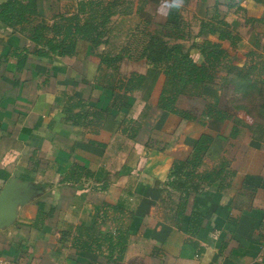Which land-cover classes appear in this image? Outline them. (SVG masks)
Here are the masks:
<instances>
[{
	"label": "crops",
	"instance_id": "obj_1",
	"mask_svg": "<svg viewBox=\"0 0 264 264\" xmlns=\"http://www.w3.org/2000/svg\"><path fill=\"white\" fill-rule=\"evenodd\" d=\"M79 1L87 0H37V10L54 19L76 12ZM147 2L120 0L119 4H129L128 14L112 15L107 43L97 54H118L122 47L118 44L133 39V28L144 23L141 15L148 17L149 29L182 15L180 1L176 9L171 8V0ZM246 3L250 14L264 16L263 6ZM225 20L235 32L234 20ZM248 46L241 36L238 49ZM24 47L31 51L33 44L0 22V187L12 179L14 192L22 186L23 196H30L15 205L14 216L0 226V258L12 264H106L105 244L103 255L72 245L76 227L96 223L97 230H114L121 223L117 219L131 218L124 257L115 264H264V188L253 190V181L244 186L246 175L264 179V139L256 138L243 122L233 136V122H200L204 98L219 97L214 81L204 88L203 98L177 100V107L194 120L156 107L164 80L161 74L148 101L130 93L129 108L113 110L105 121L89 116L72 124L65 111L73 103L68 97L83 100L86 110H106L112 98L108 79L116 70L101 63L97 55H89L82 43L76 57L41 59L28 54L23 62ZM128 56L129 52L118 63L120 68L128 66L117 77L147 71L143 61L130 62ZM200 101L204 105L199 106ZM202 133L213 139L198 171L222 170V178L202 182L198 193L190 192L180 212L182 195L167 182L173 161L187 159L192 141ZM156 140L160 146L152 144ZM221 162L227 166H218ZM73 166L86 167L91 174L75 175ZM119 201L122 211L104 213V203ZM194 201L207 207L195 236L188 232ZM38 202L44 205L43 216L34 225Z\"/></svg>",
	"mask_w": 264,
	"mask_h": 264
},
{
	"label": "trees",
	"instance_id": "obj_2",
	"mask_svg": "<svg viewBox=\"0 0 264 264\" xmlns=\"http://www.w3.org/2000/svg\"><path fill=\"white\" fill-rule=\"evenodd\" d=\"M181 1L184 3L186 0ZM250 2L264 7V0H250ZM119 3L120 0L79 1L76 12L48 19L38 12L37 0H4L0 3V22L7 27L20 31L33 44L31 51L24 47L23 62L28 54L41 59L76 57L78 45L80 46L82 43L88 48L89 55H97L101 63L115 70L119 68L118 63L124 59L127 52L130 53L129 60L143 61L148 66L145 73L131 71L127 75L120 74L117 78L115 74L110 76L108 89L112 93V98L106 110H86L83 100H76L69 96L68 99H73V103L69 104L65 111L72 124H78L89 116L105 121L113 110L120 111L122 108H129L131 103L128 101V95L135 91L140 92L143 101H148L161 74L164 76V80L156 107L163 112L194 120L192 115L177 107V100L183 96L204 97V88L207 83L216 79L219 66L229 56V48L234 50L241 46L240 34L235 33L231 24L224 18H217V14L214 13L210 14V8L207 7L204 11L201 10L199 31L192 37L189 45L185 44L190 35L189 31H185L184 24L186 23L181 18L175 19L174 16L152 29L147 27L150 22L144 20L141 26L136 27V32H138L136 36H133L131 42L127 43L129 45L121 48L122 50L118 54L111 57L97 54L98 48L107 43L108 24L112 15L118 13L114 9L120 5ZM214 10L219 12L217 7H214ZM247 19L264 23V16L260 18L248 17ZM225 43H228L229 48L224 45ZM262 48L264 49V46ZM194 51L199 54V61L194 59ZM248 56H250L249 63L246 64L245 62L243 66H236L233 63L231 65L228 62L227 66L229 67L224 78L229 76L230 78L227 80L235 85L238 91L254 89L258 93H262L264 91L263 54L251 49L246 52V57ZM259 58L261 62L256 61ZM19 59L21 60V57ZM258 63H262V66L259 67L260 64ZM74 107H79V110L73 112ZM231 117L226 110L218 105L217 98H214L204 105L200 122L203 125L207 120L221 123ZM237 119L238 121L234 120L236 123L232 128V136L237 133V125L239 124L237 122L240 121L256 138L262 139L264 121L258 122L257 130H254L252 124L244 123L240 118ZM128 122L135 121L129 119ZM119 123L123 131L127 132L128 126H122V120ZM131 130L133 133L132 126ZM212 139L210 134L202 133L192 141V151L187 159L173 161L172 172L170 173L171 180L167 182V185L182 195L183 201L180 204L182 206L180 212L184 210L190 192L198 193L202 182L210 184L222 178V170L198 171V168L203 166V158L209 150ZM218 166L227 165L226 162H221ZM73 168L72 173L75 175L82 171L87 175L91 174L86 167L73 166ZM227 174L232 176L234 172L227 171ZM252 181L254 182L252 184L253 190L259 187L264 188V179L259 176L246 175L244 186L251 184ZM37 205L38 212L32 222L34 225L43 216V203L38 202ZM102 207L104 213L107 209L122 211L123 202L119 201L114 205L104 203ZM206 212L207 207L197 201L193 202L188 232L196 235ZM131 220L129 218L125 222L123 219H117V222L121 223L114 230L108 228L97 230L96 223L86 227L77 226V235L72 241V245L82 251L102 254V245L105 244L107 253L102 255L107 258L106 264L118 263L123 259L128 245ZM113 221L116 222V220ZM77 264H97V262L90 261Z\"/></svg>",
	"mask_w": 264,
	"mask_h": 264
},
{
	"label": "rangeland",
	"instance_id": "obj_3",
	"mask_svg": "<svg viewBox=\"0 0 264 264\" xmlns=\"http://www.w3.org/2000/svg\"><path fill=\"white\" fill-rule=\"evenodd\" d=\"M106 2L107 0H103ZM181 4H183L182 8V15L179 17V19H183V21L186 23L184 24L185 31H189V36L186 41V45H189L191 43L192 37L198 33L199 31V16L201 17V10L204 11L205 9L210 8V14L214 13L217 14V18H224L226 19L228 17V20H234L235 22V33L240 34V36H243L247 40L248 43V48H241V49H230L229 51V56L223 60L221 65L218 68L217 72V77L214 80L216 86L215 88L217 89V93L219 94V97H217L218 100V105L226 110L232 117L227 119L228 122H233L236 123L235 121L240 118L242 120H248L252 122V127L255 130L257 128V123L264 121V91L262 93H258L254 89H247L245 91H238L236 86L230 83L227 79L230 77L227 76V78H224V76L227 73L228 67L227 64L228 62L232 65V63L236 66H242L244 62H247L250 60V56L245 57V61L243 59V54H245L247 51L253 49L257 50V52H261L264 57V49L262 48L264 46V23H258L256 21L248 20L247 18L249 17V11H250V6L249 4L246 3V0H186L184 3L179 0ZM139 4H147V0L143 2V0H138ZM168 3V2H167ZM125 5V4H124ZM122 4L118 5L116 9L119 11L117 15H127V5L125 6ZM231 5L232 7H230ZM246 6V7H245ZM194 7L196 8V11L194 10ZM214 7L218 8L219 12H215ZM123 9L125 11H123ZM121 10V11H120ZM194 10V11H193ZM127 11V12H126ZM195 12L197 15H195ZM256 14V15H254ZM116 15V14H115ZM261 15L260 13L253 12L250 14L252 17H257ZM209 16V15H208ZM141 20H145L148 18L146 15H141ZM178 19V17H175V19ZM143 24V23H142ZM112 25H108L110 28ZM134 31H132L133 36L137 34L138 32L136 27L133 28ZM111 34V33H110ZM204 37V36H203ZM134 38V37H133ZM131 41H126V42H121L118 44V46H122L121 48L125 47L126 45H129L127 43H130ZM258 43V44H255ZM226 47L228 46V43H225ZM119 47V48H120ZM119 50H122V49ZM118 50L114 49V51ZM242 56V57H241ZM246 56V55H245ZM193 57L195 60L199 61L200 56L197 52H193ZM236 58V60L234 59ZM231 58V59H230ZM242 58V59H241ZM130 62H135L137 63L138 61L136 60H129ZM256 61L261 62V59H257ZM264 62V60H263ZM249 63V62H248ZM260 64L259 67L262 66V63ZM128 64H125L116 70L115 77H117L118 73H120V70L123 69V67H127ZM264 70V69H263ZM213 82V81H212ZM209 83H207L208 85ZM212 86V84H211ZM214 87V86H213ZM247 91V92H246ZM139 98L141 97L140 92L135 91ZM134 93V92H132ZM152 94V93H151ZM206 102H208L210 99L209 97L204 98ZM204 103L200 101V105L202 106ZM235 120V121H234ZM237 126L241 127V122ZM136 128H138L135 125ZM205 127V126H204ZM257 130V129H256ZM154 134L160 138L162 135L160 131L155 130ZM264 134V132H263ZM262 139H264V135H262ZM157 140L152 142L154 146H160L161 141L159 143Z\"/></svg>",
	"mask_w": 264,
	"mask_h": 264
},
{
	"label": "water",
	"instance_id": "obj_4",
	"mask_svg": "<svg viewBox=\"0 0 264 264\" xmlns=\"http://www.w3.org/2000/svg\"><path fill=\"white\" fill-rule=\"evenodd\" d=\"M21 188L25 191V189L21 186L17 188L18 192H14L15 187L14 181L12 179L8 180L2 187H0V226L8 224L10 219L9 216H14L12 208L15 205L25 202L29 199L30 196H23L22 192L20 191Z\"/></svg>",
	"mask_w": 264,
	"mask_h": 264
},
{
	"label": "clouds",
	"instance_id": "obj_5",
	"mask_svg": "<svg viewBox=\"0 0 264 264\" xmlns=\"http://www.w3.org/2000/svg\"><path fill=\"white\" fill-rule=\"evenodd\" d=\"M180 7L179 0H171V8L176 9Z\"/></svg>",
	"mask_w": 264,
	"mask_h": 264
},
{
	"label": "built area",
	"instance_id": "obj_6",
	"mask_svg": "<svg viewBox=\"0 0 264 264\" xmlns=\"http://www.w3.org/2000/svg\"><path fill=\"white\" fill-rule=\"evenodd\" d=\"M0 264H12L10 260L0 258Z\"/></svg>",
	"mask_w": 264,
	"mask_h": 264
}]
</instances>
